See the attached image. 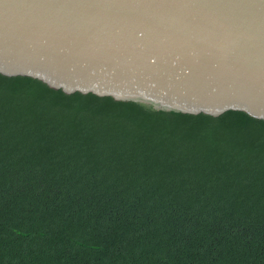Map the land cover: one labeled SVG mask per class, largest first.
I'll list each match as a JSON object with an SVG mask.
<instances>
[{
  "label": "trees",
  "instance_id": "obj_1",
  "mask_svg": "<svg viewBox=\"0 0 264 264\" xmlns=\"http://www.w3.org/2000/svg\"><path fill=\"white\" fill-rule=\"evenodd\" d=\"M0 264H264V124L0 79Z\"/></svg>",
  "mask_w": 264,
  "mask_h": 264
},
{
  "label": "water",
  "instance_id": "obj_2",
  "mask_svg": "<svg viewBox=\"0 0 264 264\" xmlns=\"http://www.w3.org/2000/svg\"><path fill=\"white\" fill-rule=\"evenodd\" d=\"M0 79L264 124V0H0Z\"/></svg>",
  "mask_w": 264,
  "mask_h": 264
}]
</instances>
